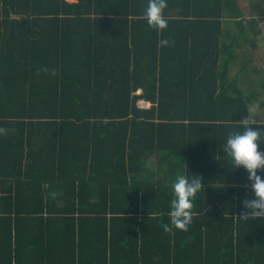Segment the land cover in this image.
<instances>
[{"label": "trees", "instance_id": "obj_1", "mask_svg": "<svg viewBox=\"0 0 264 264\" xmlns=\"http://www.w3.org/2000/svg\"><path fill=\"white\" fill-rule=\"evenodd\" d=\"M239 1L167 0L159 31L148 0H0V264H264L223 150L264 107V0ZM189 172L193 223L166 232Z\"/></svg>", "mask_w": 264, "mask_h": 264}, {"label": "clouds", "instance_id": "obj_2", "mask_svg": "<svg viewBox=\"0 0 264 264\" xmlns=\"http://www.w3.org/2000/svg\"><path fill=\"white\" fill-rule=\"evenodd\" d=\"M167 6V0H148L143 17L150 27L159 31L167 28L168 19L164 12ZM168 44L167 39L159 41L160 46ZM44 70L47 71V69ZM237 123V130L228 135L223 150L230 157L235 170L242 168L247 173L252 193V198H245L242 201L243 210L238 219L243 222L261 221L264 220V175L261 174L264 173V152L259 149L264 143V127H253L258 122L250 118L248 113ZM2 131L4 130L0 129V132ZM171 187L173 198L169 205L170 224L165 225L164 230L172 232L174 228L187 231L193 223L192 210L195 207L197 194L204 193L205 184L200 175L177 174Z\"/></svg>", "mask_w": 264, "mask_h": 264}, {"label": "rangeland", "instance_id": "obj_3", "mask_svg": "<svg viewBox=\"0 0 264 264\" xmlns=\"http://www.w3.org/2000/svg\"><path fill=\"white\" fill-rule=\"evenodd\" d=\"M251 3H252V0H240L239 1V6L244 11V13L246 15H249L251 12V8H250ZM263 7H264V5H263ZM252 10H253V8H252ZM257 12H255V13H257ZM258 27L264 33V18L259 23ZM256 52H257L258 56H257V58H253L249 67H256L258 70H261V71H260V74H258L257 76H254L255 74L252 73V78H256L258 76H261L264 73V71H263V69H264V40L258 41V51H256ZM243 56H247V58H249L251 55H249V52L247 50H244L240 56V59H243ZM233 70L236 72L237 66ZM255 84H257V83H255ZM242 88L244 91L247 92L252 87H250L249 83L246 81V83L242 85ZM254 113H255V115H254ZM251 118H254L258 122H264V107L258 108L256 105H254L251 109Z\"/></svg>", "mask_w": 264, "mask_h": 264}, {"label": "crops", "instance_id": "obj_4", "mask_svg": "<svg viewBox=\"0 0 264 264\" xmlns=\"http://www.w3.org/2000/svg\"><path fill=\"white\" fill-rule=\"evenodd\" d=\"M67 1L74 2L75 0H67ZM140 101H144V100H140ZM144 102H145V107L144 108H149L151 104L149 102H147V101H144Z\"/></svg>", "mask_w": 264, "mask_h": 264}, {"label": "built area", "instance_id": "obj_5", "mask_svg": "<svg viewBox=\"0 0 264 264\" xmlns=\"http://www.w3.org/2000/svg\"><path fill=\"white\" fill-rule=\"evenodd\" d=\"M139 107H145V102L144 101H139L138 102Z\"/></svg>", "mask_w": 264, "mask_h": 264}]
</instances>
